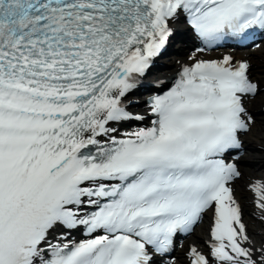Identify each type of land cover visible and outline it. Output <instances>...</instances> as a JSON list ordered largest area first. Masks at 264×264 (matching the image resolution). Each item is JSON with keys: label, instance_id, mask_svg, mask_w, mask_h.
Returning a JSON list of instances; mask_svg holds the SVG:
<instances>
[{"label": "snow or ice", "instance_id": "1", "mask_svg": "<svg viewBox=\"0 0 264 264\" xmlns=\"http://www.w3.org/2000/svg\"><path fill=\"white\" fill-rule=\"evenodd\" d=\"M262 45L264 0H0V264H264Z\"/></svg>", "mask_w": 264, "mask_h": 264}, {"label": "bare ground", "instance_id": "2", "mask_svg": "<svg viewBox=\"0 0 264 264\" xmlns=\"http://www.w3.org/2000/svg\"><path fill=\"white\" fill-rule=\"evenodd\" d=\"M252 60L255 62V64H257V66L259 67L260 65V58L258 56H254L252 58ZM168 62H171L170 60H168ZM173 67H175V65L173 64ZM259 70H261V68H258ZM259 70L253 69V74L254 75H258L259 74ZM259 141H256V143H258ZM255 146V145H253ZM251 156L254 157V160L252 161L251 165H250V169H246V174L249 175H255L257 172L263 171L264 169V159H262V157H264L263 153L260 152H251L250 153ZM238 189L242 190V187H238ZM246 208H250V206L246 207ZM253 225V224H252Z\"/></svg>", "mask_w": 264, "mask_h": 264}]
</instances>
